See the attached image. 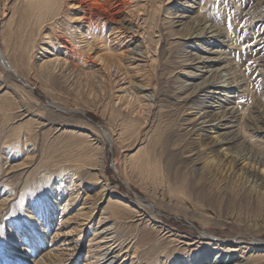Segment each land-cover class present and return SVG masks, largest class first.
I'll return each mask as SVG.
<instances>
[{
	"label": "rangeland",
	"instance_id": "1",
	"mask_svg": "<svg viewBox=\"0 0 264 264\" xmlns=\"http://www.w3.org/2000/svg\"><path fill=\"white\" fill-rule=\"evenodd\" d=\"M41 1L0 0V49L23 77L0 65V264H41L14 239L36 231L47 242L45 264L93 262L97 221L81 232L83 202L97 219L113 208L106 227L124 264H209L218 256L264 264V189L242 176L264 179V0H127L120 16L132 39L123 43L137 53L120 54L108 28L90 55L99 56L96 67L53 76L41 68L50 33L38 32ZM67 10L56 28L74 33L79 15ZM203 24L217 29L209 34L217 41L190 38ZM192 56L219 61L202 69ZM206 70L227 72V92L197 90L213 78ZM131 81L152 91V106ZM231 108L236 118L217 128ZM225 133L238 143L229 148ZM66 193L80 200L63 213Z\"/></svg>",
	"mask_w": 264,
	"mask_h": 264
},
{
	"label": "bare ground",
	"instance_id": "2",
	"mask_svg": "<svg viewBox=\"0 0 264 264\" xmlns=\"http://www.w3.org/2000/svg\"><path fill=\"white\" fill-rule=\"evenodd\" d=\"M41 2L43 3V5L39 8V13L42 15L41 16L38 15L37 20H36V23L38 26V32H40L42 35L44 30L45 31L49 30L50 33H47V36H46V39H48L46 46L51 47L55 43L53 48H49V47H45V46L41 48L42 51H45L42 54V56H43L42 61L43 62L41 64V68L49 76L56 75L57 73H60V75H65L66 72H68V71H73V72L78 71L80 69V66L85 68V67H87V65L90 62H91L92 66L96 67L99 63V62L97 63V57H99V56L91 57L90 55H92L91 53L93 51V48L95 46L96 47L99 46V43H97V42L98 41L102 42V39L105 37L104 33H105L106 29H108V28L111 29L112 31H115L116 41L119 42L118 46L121 45L120 46L121 48L119 49L120 54L124 53L125 55L126 54L134 55V53H137L135 51L136 49L132 50V49H130L131 48L130 45L127 46L125 44L126 42L123 43V40L126 38L130 37L129 41L132 39L131 36L127 35L129 32H126V30H124L122 18L120 16L121 13L125 10L126 6L129 5V2L127 0H42ZM66 2H67V4H66ZM69 5H71L70 8H68ZM65 6H67V9H69V10H67L69 13L68 15L71 16L72 12H74V9L77 10L76 12L79 15V18H77V19H78V22H80V26L77 28L76 32H74V33L69 32V31H65L62 29L57 30L59 28H56L57 25L59 24V21L61 20V16H64L65 12H63V11L65 10ZM42 10H44L43 13L46 12L45 15H43ZM48 12H50V13H48ZM66 16H67V14L65 15V18H68V16L67 17ZM62 19H63V17H62ZM175 19L178 20V18H175ZM179 22H181V20L177 21V23H179ZM200 26L201 27L199 29H197V31H195L192 34V36L190 35L191 36L190 38L207 37V35L213 34L217 30V29L215 30V28L212 25L208 28H206L204 26V24L200 25ZM85 28H87V31H85L86 35L83 37L82 30H84ZM101 30L103 31L102 34H100ZM197 32H199V33H197ZM35 33H36L35 29H32V31L28 32V34L30 36V38L29 37L28 38L31 40V42L36 37ZM86 37H90V38L88 39ZM209 37H211L213 40L217 41L218 37H220V36H217V35H213V36L211 35L210 36L209 35ZM143 42H144V40H142V43H141L142 46H144ZM206 52L214 54V52H212L211 49L206 50ZM46 54H48V55H46ZM120 54H117L118 56H116V60L121 59ZM193 57L194 56L191 57L190 61L192 63L194 61L195 62L198 61L196 64H202V69H204V68L207 69V68L213 67L212 66L213 62L219 61V60L210 59V57H208V58H204V57L203 58L202 57L193 58ZM134 60H136V59H134ZM206 64H209L210 66H206ZM0 65L3 68H5L6 70H9V72L11 71L13 74L18 76V78L23 79V77L17 73V70L10 64V62L7 61L5 54H4V52H2L1 49H0ZM195 69H198V68H195ZM120 70H118V71L120 72ZM212 72H213V74L211 77H213V78L212 79L210 78L209 80H206L204 83L197 85V90H199L200 92H203V93H207L211 88L221 87L223 92H227V90L225 88L230 87V85L232 84V83H227V85H225L227 81L222 80L223 78L227 77V75H228L227 72L222 73V71H218V70H214V71L213 70H211V71L206 70L205 73H212ZM194 76L200 77L197 74H194ZM129 84L131 85V87H133L132 88L133 90L137 89V92L133 91L134 95L138 96L139 94H141V97L143 96L145 98V100L148 101V105H150V106L153 105L152 101L154 99V94L151 93L152 91L149 92L145 86L138 85L137 83L132 82V81L129 82ZM189 85H191V84H187V86H189ZM214 93L219 94L220 92L215 91ZM231 93H234V92H229V94H231ZM229 94L226 95V98H227L226 105L227 106H230L233 103L232 99H234V96L229 95ZM138 98H140V96ZM132 102H134V101L132 100ZM54 105H56V104H54ZM211 113H212L211 111H205L203 113V116H204L203 118L210 117L209 114H211ZM227 115H231L230 117L235 119L236 118V111H234V108L227 110L226 114H222V116L220 118H218V119H220L221 123H219L216 126L217 128H219V129L227 128L226 124H223V122L226 121L224 119H226ZM105 136L108 137V140L112 141V138L110 137V135L108 133H106ZM221 137L223 138V143H226L229 146V148L236 145L238 143V140H239L237 134L236 135L233 134L231 136L229 133H225V134H222ZM249 153H252V151L250 149L249 150L247 149V155H249ZM193 155H195V154H192V156ZM238 157H239V153L236 152V156H234V158L232 159V163H234V166L238 162ZM240 157H244V155L242 156V154H241ZM251 161H253V160H251ZM255 163H257V162H255ZM261 163L264 164V161H261ZM242 176L245 178L244 180H246L245 183L250 184V185L248 184L249 186H252L255 189H259V191H261V190L263 191L264 179L260 178L262 176H258L257 174H254V172L250 173L249 171H245V170L242 171ZM72 182H71L72 184L69 183V186H68L69 191L71 193H75V190L77 189V185H76L75 181H72ZM126 184H128V183H126ZM252 187L250 189H253ZM257 193H258V191H257ZM62 199H63V205H62L63 213H66L67 211H69L70 206H73L75 204V202L80 200L79 194L75 196L74 200H72V198L71 199L69 198V194H67V193L65 196L62 197ZM7 201H8V198L6 196V199L3 201L2 205L4 206V203H6ZM118 201L124 202V201H122V199H119ZM86 204L87 203H84V202H83V204L81 203L80 204L81 208L77 211L78 217L83 218L81 221H79L80 222L79 229L81 230V232L85 231V230H87L88 227H92L93 223H96V221H97L95 234L93 236V239L91 240V242L95 243V245H96V248H95L96 252L94 253L95 256L92 257V258H94V261L88 262V263L89 264H124V261L120 257V250H118L117 246H116V243H117L116 239L114 236H112L113 235L112 232L109 233V227H106V224L108 223L109 219L112 218L114 213H115L113 208H108V207L104 208L102 216L99 219H97V216L94 215V212L87 211V208H85ZM48 218H51L50 214H49ZM53 219H55V217ZM46 220H48V219H46ZM59 235H61V234H59ZM57 237H60V236H57ZM14 239H15V241L17 240V242L21 245L22 248H24V250L22 251V254H23L22 256L24 258H26L27 260H30L32 262L37 261V263L45 264V259L39 258L40 253L41 252L43 253L44 250L48 249L47 248V242H46V239L43 235V232L36 231V232H34V235L32 237L21 233V235L16 236ZM238 250H239L238 248L233 247L229 251L236 253ZM93 252H94V250H93ZM47 257L50 259H55V260L60 258L59 253H57V252L55 253V252H51V251ZM62 257H64V255H62ZM218 257L215 260L210 261L209 264H227L226 261H228V260H220ZM125 258H126V256H125ZM233 258L234 257L232 256L230 259L232 260Z\"/></svg>",
	"mask_w": 264,
	"mask_h": 264
}]
</instances>
